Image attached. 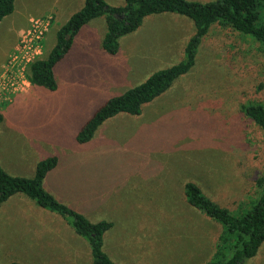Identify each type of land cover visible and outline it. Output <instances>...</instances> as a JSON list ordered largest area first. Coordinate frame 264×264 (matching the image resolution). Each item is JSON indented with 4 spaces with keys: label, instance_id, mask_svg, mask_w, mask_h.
<instances>
[{
    "label": "rangeland",
    "instance_id": "rangeland-1",
    "mask_svg": "<svg viewBox=\"0 0 264 264\" xmlns=\"http://www.w3.org/2000/svg\"><path fill=\"white\" fill-rule=\"evenodd\" d=\"M59 1L15 0L14 11L0 21L3 167L33 175L40 158L58 155L45 188L92 221L114 222L105 232L104 249L119 264H206L221 224L187 202L176 181L193 176L230 209L256 196L255 180L264 174V130L239 105L264 100V52L214 24L189 73L145 105L141 116L117 115L81 144L77 131L98 106L183 59L194 23L173 12L148 15L120 38L113 55L101 47L104 16L92 19L55 66L58 86L51 90L30 83L28 66L48 54L57 26L78 5L56 17L51 7ZM23 40L31 48L24 57L16 51ZM141 129L146 130L138 134ZM45 210L22 193L0 205V264L12 259L37 264L31 257L42 252L54 226L62 237L74 233L60 214L47 210L57 217L51 222ZM83 254L79 264L89 261ZM245 264H264V242Z\"/></svg>",
    "mask_w": 264,
    "mask_h": 264
},
{
    "label": "trees",
    "instance_id": "trees-1",
    "mask_svg": "<svg viewBox=\"0 0 264 264\" xmlns=\"http://www.w3.org/2000/svg\"><path fill=\"white\" fill-rule=\"evenodd\" d=\"M15 9V0H0V21ZM173 12L193 20L194 31L184 46V57L177 63L158 69L146 79L109 97L81 125L78 143H87L117 115L141 116L145 105L165 94L197 62L202 41L214 24L233 30L264 52V0H125L112 5L107 0H85L56 33V42L45 57L29 63L28 80L34 86L57 89L55 66L70 52L76 35L92 19L104 16L106 31L101 47L117 54L120 38L136 31L148 15ZM240 111L264 130V100L249 98ZM4 120L0 111V124ZM141 129L138 134L142 133ZM137 134V135H138ZM59 164L56 154L40 158L32 176L12 174L0 162V205L16 194H24L40 207L60 214L89 248L87 264H119L104 249V235L113 227L108 219L92 221L75 205L66 204L44 186L47 175ZM182 177V176H180ZM177 180L187 202L200 209L221 226L211 259L206 264H245L255 256L264 242V174L255 180L256 196L240 203L236 209L218 202L193 176ZM8 264H25L12 259Z\"/></svg>",
    "mask_w": 264,
    "mask_h": 264
},
{
    "label": "crops",
    "instance_id": "crops-1",
    "mask_svg": "<svg viewBox=\"0 0 264 264\" xmlns=\"http://www.w3.org/2000/svg\"><path fill=\"white\" fill-rule=\"evenodd\" d=\"M75 1L78 2V5L73 7V9H71V10L68 9L69 11H68V14L66 15V19L64 21V23H65L73 12H75L76 10H78L79 8H81L83 6L85 0H60L59 5L55 2V4L51 7V10L54 11L53 13H55V15L57 17L58 13H60L61 11L66 10V8H68V7L71 8V6L74 4ZM107 2L110 3L111 1L108 0ZM110 4L122 5V3L121 4L110 3ZM57 5L59 6L58 9H56ZM64 23H62V24H64ZM60 26L58 25L57 27L59 28ZM58 28L56 29V32H57ZM0 162L2 163L1 160H0ZM7 171L12 173V174H18V173L11 172L10 170H7ZM18 175H25V174L19 173ZM28 176H32V175H28ZM45 212L49 213L46 215H48V216L50 215L49 211L45 210ZM50 217H51V219H49V220L51 222H56L55 219L57 217L54 214L50 215ZM58 218L60 219V222H62V220L59 216H58ZM36 227L38 229L42 230L45 228V225L39 224ZM59 228L62 229L61 227H59ZM56 229H57V227L54 226L52 228V233L45 236V239H44L45 246L43 247L42 252L37 254L36 256L31 257L32 259H34L33 260L34 262H36L37 264H56V263L79 264V263H81L82 259L84 258L83 253L90 256L89 248H88V245L86 244L85 240H83L82 238L77 236L75 234V232L73 233L71 231V233H67V236L70 235V236H73L74 238H72L73 240H71L70 238L65 239L66 240V243H65V242H63L65 240H61L62 236L58 235L59 231ZM68 229H71V228L68 225H66V230H68ZM66 237H62V238H66ZM59 242H62V245L57 246V245L53 244V243H59ZM20 261L25 263V264H28V262H26V261H23V260H20ZM29 263L33 264L32 261H29Z\"/></svg>",
    "mask_w": 264,
    "mask_h": 264
},
{
    "label": "built area",
    "instance_id": "built-area-1",
    "mask_svg": "<svg viewBox=\"0 0 264 264\" xmlns=\"http://www.w3.org/2000/svg\"><path fill=\"white\" fill-rule=\"evenodd\" d=\"M30 43H25L24 40L17 46L16 51L17 53H19L20 56H22L21 54H23V57L30 52ZM33 51V50H32ZM27 56V55H26ZM34 60V59H33ZM32 60V61H33Z\"/></svg>",
    "mask_w": 264,
    "mask_h": 264
}]
</instances>
